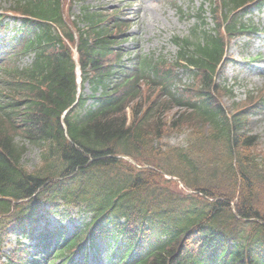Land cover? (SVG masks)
Instances as JSON below:
<instances>
[{"label": "trees", "instance_id": "1", "mask_svg": "<svg viewBox=\"0 0 264 264\" xmlns=\"http://www.w3.org/2000/svg\"><path fill=\"white\" fill-rule=\"evenodd\" d=\"M72 1L13 0L26 21L2 65L0 243L64 204L88 212L92 233L123 241L115 264H264V152L249 131L264 97L226 109L220 98L233 93L216 82L230 40L256 30L241 19L253 0H218L215 27L201 19L191 37L173 38V63L144 58L111 88L122 57L116 14L83 5L77 26ZM74 31L84 77L102 91L81 95L61 119L75 95ZM180 66L193 69L182 88ZM172 134L183 142L170 145ZM26 145L38 149L33 168L22 162ZM80 241L66 239L59 253ZM8 258L27 264L16 250Z\"/></svg>", "mask_w": 264, "mask_h": 264}, {"label": "rangeland", "instance_id": "2", "mask_svg": "<svg viewBox=\"0 0 264 264\" xmlns=\"http://www.w3.org/2000/svg\"><path fill=\"white\" fill-rule=\"evenodd\" d=\"M93 7L104 6L109 10L119 9V16L128 22L129 30L128 40L123 43L126 51L124 58L143 56H163L169 60L173 59L176 54V46L171 42L173 37H182L187 34L190 25L194 19L180 18L176 8L163 0H89ZM76 3L72 7V13H79V5ZM177 4L184 12L194 13L202 5L206 9L204 13L207 22L210 21L207 2L204 0H177ZM9 6L6 0H0V12ZM251 19L260 24V33L257 37L245 43V39H239V42L231 44L229 53L232 60L227 65L222 80L235 88L237 99L243 98L248 90L257 91L264 88V10L254 11ZM19 24L16 20H10V25L5 30L0 31V57H6L5 39L9 38L13 31L12 25ZM257 59L256 63L250 64L252 59ZM30 61V57L22 58L19 66ZM131 60H127L130 63ZM182 81L188 80V74L181 75ZM237 81V82H236ZM236 82V83H235ZM85 94L90 93V84L84 83L83 90ZM220 100L224 105L231 107V99L222 96ZM91 100H88V103ZM171 115V114H170ZM250 132L258 137L259 148L264 151V114L252 119L250 123ZM184 135H173L168 139L171 144L181 143ZM38 151L33 146L27 145L26 152L23 155V163L31 168L37 162ZM68 213V214H67ZM82 218L74 210L70 212H58L50 219V228L56 227L59 223H66L68 229H71V222L79 225ZM42 227L37 226V232ZM36 240H30L35 243ZM29 243V242H27ZM10 245L11 242L8 241ZM102 246V243L99 244ZM40 251V248H36ZM82 252L74 256L73 263L80 264ZM58 262V260L56 261ZM70 263V262H69ZM85 264H109L104 248L99 247L97 251L87 253Z\"/></svg>", "mask_w": 264, "mask_h": 264}]
</instances>
